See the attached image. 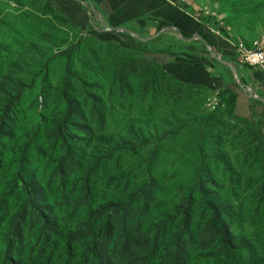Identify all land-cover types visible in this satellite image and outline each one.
<instances>
[{"label": "rangeland", "instance_id": "374dc122", "mask_svg": "<svg viewBox=\"0 0 264 264\" xmlns=\"http://www.w3.org/2000/svg\"><path fill=\"white\" fill-rule=\"evenodd\" d=\"M51 1L0 0V264L31 181L60 236L115 200L129 204L128 230L140 242L157 236L167 245L182 233L183 264H264L263 103L252 97L258 132L249 110L231 111L220 89L177 78L123 38L72 24ZM193 1L224 35L264 44V0ZM214 208L228 244L210 224Z\"/></svg>", "mask_w": 264, "mask_h": 264}, {"label": "crops", "instance_id": "0c3cea01", "mask_svg": "<svg viewBox=\"0 0 264 264\" xmlns=\"http://www.w3.org/2000/svg\"><path fill=\"white\" fill-rule=\"evenodd\" d=\"M193 0H52L67 21L143 46L164 69L186 82L238 93L237 109L249 110L250 98L264 108V72L237 56V40L216 35L196 12ZM251 42L249 43V45ZM152 55V54H151ZM251 91V93H248Z\"/></svg>", "mask_w": 264, "mask_h": 264}, {"label": "trees", "instance_id": "16d2710c", "mask_svg": "<svg viewBox=\"0 0 264 264\" xmlns=\"http://www.w3.org/2000/svg\"><path fill=\"white\" fill-rule=\"evenodd\" d=\"M127 45L143 54L169 52L167 49H157L154 52L143 46L131 43ZM237 98L236 91L227 87L223 89L221 101L226 102L231 111L237 107ZM253 101V98H250L249 115L255 129L259 132L258 129L261 128L256 120ZM2 132L1 124L0 134ZM68 158L69 154L61 161V164ZM68 166V169H71L73 163L70 162ZM59 171H63L61 165ZM25 187L30 192L27 191L29 195L26 201L21 204L16 218L9 223L5 231L1 264H27L22 256L24 249H27L25 253L27 260H34L36 264H54L56 261L59 264L184 263V245L187 239L183 238L182 233L176 232L167 245H163L162 241L165 242L163 237L161 241L157 236L145 243L140 242L136 235L137 230L134 234L128 230L129 204L107 200L100 209H89L90 214L86 221L60 236L59 220L49 208L43 188L36 184L34 186L32 181ZM192 189L190 187V190ZM138 195V192L131 194L129 203L138 199L140 197ZM193 204L194 198L190 192L187 207L181 214L182 225L186 226L190 222ZM214 209L210 224L217 228L220 242L223 245L228 244L229 228L222 219L219 209ZM92 213L94 217L97 213L102 214L100 220H96L97 217L91 220Z\"/></svg>", "mask_w": 264, "mask_h": 264}, {"label": "built area", "instance_id": "2783aa9c", "mask_svg": "<svg viewBox=\"0 0 264 264\" xmlns=\"http://www.w3.org/2000/svg\"><path fill=\"white\" fill-rule=\"evenodd\" d=\"M207 25L212 33L220 36L224 35L222 29L211 22H207ZM236 49L239 60L264 72V44L260 40H253L250 45L239 41Z\"/></svg>", "mask_w": 264, "mask_h": 264}]
</instances>
